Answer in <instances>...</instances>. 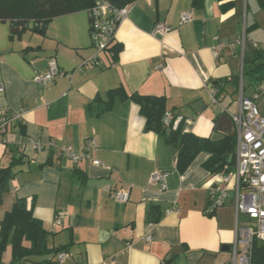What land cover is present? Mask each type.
<instances>
[{"label":"crops","instance_id":"1","mask_svg":"<svg viewBox=\"0 0 264 264\" xmlns=\"http://www.w3.org/2000/svg\"><path fill=\"white\" fill-rule=\"evenodd\" d=\"M106 3L96 0L99 6ZM185 12L192 18L181 23ZM157 23L171 30L155 35ZM14 27L0 20V119L3 110L10 119L7 132H0V168L14 153L22 152L24 162L9 180L0 219L18 198H27L29 205L34 201V215L50 232L49 246L68 245L61 252L68 257H56L59 264H231L235 208L229 202L208 213L214 177L204 163L210 153H199L182 174L177 151L164 135L145 129L136 102L117 96L111 109L98 114L100 103L94 101L107 100L108 91L118 86L165 95L168 110L188 117L184 131L221 137L218 120L225 109H239V95L227 83L221 104H215L210 87L241 76L251 43H264L259 0H234L228 10L219 0H137L116 30L115 43L122 45L118 55L100 52V64L81 69L97 53L87 10L54 18L45 32L17 27L14 32ZM242 37L244 46L238 42ZM51 58L72 75L39 85L33 78L48 70ZM245 84L246 94L255 95L256 87L247 79ZM199 100L204 105L196 111L192 105ZM254 102L264 115V91ZM90 137L98 143L92 156L102 164L87 158L75 163L62 154L65 144L81 153ZM31 140L44 149H34ZM158 170L170 172L164 190L151 181ZM115 190L127 191L129 201L116 200ZM9 248L0 264H12Z\"/></svg>","mask_w":264,"mask_h":264},{"label":"trees","instance_id":"2","mask_svg":"<svg viewBox=\"0 0 264 264\" xmlns=\"http://www.w3.org/2000/svg\"><path fill=\"white\" fill-rule=\"evenodd\" d=\"M111 8H121L131 5L137 0H106ZM196 2L200 0H194ZM223 10L234 6V0H219ZM264 7V0H259ZM96 0H0V20L9 21L22 32L27 28L45 32L47 25L56 17L79 12L90 11L96 7ZM250 53L244 55L243 72L232 79H220L212 82L218 88V97L226 93V84L231 83L238 92L243 81L246 94L248 85L256 87L255 95L261 92L260 86L264 83V49L255 48L252 43ZM122 45L112 42L107 54L116 57ZM247 95V94H246ZM131 99L140 107V113L145 117V129L165 136L166 141L177 151L176 166L184 173L195 157L201 152L210 153L204 166L212 173L226 169L233 170L236 163V135L224 134L221 137L200 136L193 131H184L182 122L174 126V118L170 124L164 120L167 112V97L165 95H150L139 92H130L124 86L110 89L107 100L97 97L94 102L100 103L98 114L112 108L115 98ZM249 96V95H248ZM253 97L252 95H250ZM93 102V103H94ZM91 104V108H92ZM176 116V115H174ZM216 120V119H215ZM20 152V151H19ZM24 162L23 153H14L8 166L0 168V206L3 203L4 193L7 191L9 180L15 175V169ZM154 209V207L152 208ZM149 216L152 212H149ZM212 213V212H208ZM152 219V218H150ZM157 216L153 221H158ZM50 232L45 228L41 219L34 215V201L31 205L27 198H18L12 208L0 219V259L10 246L12 264H23L32 257H42L40 264H59L58 254L66 251L68 245L57 247L49 246ZM252 264H264V244L258 241L253 245Z\"/></svg>","mask_w":264,"mask_h":264},{"label":"built area","instance_id":"3","mask_svg":"<svg viewBox=\"0 0 264 264\" xmlns=\"http://www.w3.org/2000/svg\"><path fill=\"white\" fill-rule=\"evenodd\" d=\"M129 6L121 8H111L108 3L103 6L97 5L90 13V32L97 50V53L90 59L85 60L82 67H88L93 64H100L98 56L100 52H109L112 42L115 41L116 30L123 19L129 13ZM190 12L182 14L181 23L191 20ZM171 30V26L166 23H157L154 28L155 35H164ZM243 46L246 38L238 40ZM253 47L263 48L264 43L252 42ZM221 49V46H220ZM162 64L157 65L161 68ZM72 72L62 70L56 59L49 60L48 70L45 73L35 75L33 80L42 86H46L56 78L62 76H71ZM261 92L264 91V85L260 86ZM218 88L211 86L210 95L213 103H219ZM239 109L231 112L225 109L231 117L236 135V163L233 170L223 169L213 174L214 181L209 186V211L212 212L220 206L231 202L235 208V239L231 246V264H252L253 245L255 241L264 244V115L261 114L253 97L244 93L243 81L238 90ZM44 104H47L44 102ZM25 112V111H23ZM22 117V113L16 115ZM174 118L173 125L176 127L182 120L178 115L174 116L172 112L165 114V122L170 124ZM10 119L5 110L2 111L0 119V132L6 133L9 127ZM30 143L36 150L44 149L45 145L38 140H31ZM51 147L55 145L52 142ZM97 140L93 137L85 141L81 153H76L69 145H62L61 152L67 155L73 162L78 163L82 159H91L94 164L100 165L99 159H94L92 152L97 149ZM25 144H21V150L24 151ZM185 173V172H184ZM182 173V174H184ZM169 171L158 170L151 176L153 183L159 184L160 189L167 188ZM112 196L120 202H128L130 195L127 191L115 190ZM56 223H61L58 219ZM151 240V236L148 237ZM68 257L67 253H60L58 259L63 261Z\"/></svg>","mask_w":264,"mask_h":264},{"label":"water","instance_id":"4","mask_svg":"<svg viewBox=\"0 0 264 264\" xmlns=\"http://www.w3.org/2000/svg\"><path fill=\"white\" fill-rule=\"evenodd\" d=\"M13 31L16 32L18 31V29L14 27ZM203 105H204L203 101L199 100V101H196L192 105V107L196 111H201L203 108ZM217 130L225 134L235 135L234 123L228 113H225L220 116L218 123H217Z\"/></svg>","mask_w":264,"mask_h":264},{"label":"rangeland","instance_id":"5","mask_svg":"<svg viewBox=\"0 0 264 264\" xmlns=\"http://www.w3.org/2000/svg\"><path fill=\"white\" fill-rule=\"evenodd\" d=\"M215 104H221V101L219 102V103H215ZM208 119V118H207ZM188 117H184V118H182V120H181V122H182V129L184 130V128H183V123H186V122H188ZM201 125H203V122H201ZM7 254L8 255H11V249L9 248L8 249V251H7Z\"/></svg>","mask_w":264,"mask_h":264}]
</instances>
